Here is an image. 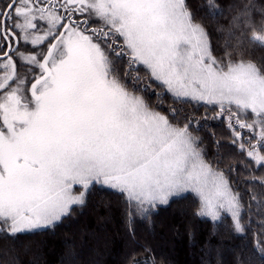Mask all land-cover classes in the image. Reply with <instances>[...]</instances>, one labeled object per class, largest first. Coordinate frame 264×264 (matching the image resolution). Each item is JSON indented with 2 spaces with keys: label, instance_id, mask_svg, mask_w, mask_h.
<instances>
[{
  "label": "snow or ice",
  "instance_id": "obj_1",
  "mask_svg": "<svg viewBox=\"0 0 264 264\" xmlns=\"http://www.w3.org/2000/svg\"><path fill=\"white\" fill-rule=\"evenodd\" d=\"M202 7L213 20L224 13L217 0ZM251 14L244 5L217 27L227 33L220 55L187 0H0V233L52 227L97 184L141 215L191 192L197 216L215 225L226 214L244 234L241 196L206 159L194 117L174 123L178 110L162 114L147 93L154 81L158 100L217 107L212 119H225L233 144L264 166V65L244 58ZM247 42L264 47V27ZM253 251L264 264L259 235Z\"/></svg>",
  "mask_w": 264,
  "mask_h": 264
},
{
  "label": "trees",
  "instance_id": "obj_2",
  "mask_svg": "<svg viewBox=\"0 0 264 264\" xmlns=\"http://www.w3.org/2000/svg\"><path fill=\"white\" fill-rule=\"evenodd\" d=\"M204 3L205 0H187L194 19L209 31L214 48H222L226 39L223 34L217 38V27L223 25L227 29L229 20L244 5L252 6V26L257 30L264 27V0H217L224 13L215 20L207 15ZM229 5L236 7L229 10ZM252 26L243 29L247 50L244 58L264 65V47L247 42ZM217 54L222 55L223 51L218 50ZM163 98L170 106L196 114L195 121L206 127L219 111L217 107L191 102L174 103L167 93ZM147 101L157 109L151 98ZM221 121L225 124V119ZM206 127L205 132L199 126L190 131L199 138L209 160L211 154L215 157V149L206 136ZM261 170L264 172V166L259 167L258 171ZM231 176L233 191L240 194L244 205L242 222L248 225L244 234L233 231L226 214L215 225L210 219L197 216L198 201L193 194L172 197L167 204H158L141 215L134 207L128 209L124 195L118 191L93 192L87 201L73 206L67 216L50 228L18 233L15 237L0 234L6 236L0 242V264H238V260L242 264H261L253 251V242L257 235L264 239V196L261 203L250 206L243 182ZM260 181L264 187V175Z\"/></svg>",
  "mask_w": 264,
  "mask_h": 264
},
{
  "label": "rangeland",
  "instance_id": "obj_3",
  "mask_svg": "<svg viewBox=\"0 0 264 264\" xmlns=\"http://www.w3.org/2000/svg\"><path fill=\"white\" fill-rule=\"evenodd\" d=\"M206 13H207V9H206ZM230 18L227 19V22ZM231 20V19H230ZM229 20V22H230ZM226 35L227 33L224 34V32H217V38L218 35L222 36ZM223 45L222 44V48H214L217 51L221 50L223 51ZM125 62L127 60V57L124 58ZM134 75L136 73H133ZM139 75L144 78L145 77V73L143 70V66H140V72ZM143 83H148L146 79L142 80ZM128 83L130 84L131 82L128 81ZM131 90V89H130ZM159 88L156 87L155 82H151V87L148 88V93H147V100L149 98L152 99V104L154 106L157 107V111H160L162 114L164 115H168L170 118L172 116V112L171 109L172 108H176L179 112V115L176 116V120H174L173 122H179L181 121L182 124L185 123L184 120V116H190L189 114L191 113V117H194L193 122L191 124L190 130L194 131V129H196V127H200L201 130L204 131L205 129V125L202 123H199L197 121H195V116L196 114L192 113L191 111H188L180 106H170L169 104H167L166 101H164V98L162 97V99L158 100L156 95L154 94L155 92H158ZM140 94V93H137ZM213 116H215V114H213ZM222 120V119H221ZM219 119H214L213 122L211 123V125H207L206 129H208V135H206L209 139H211V143L213 145L212 148H214V155L215 157L212 156V154L210 155V159L209 161L214 165L217 164V167L221 170H223L225 172V174L227 175V177H231L234 178L231 175H234L236 177V179L240 180L243 182V186H245V190L248 193V200L250 202V206L256 204L257 202H259L262 197L264 196V187L261 185V176L264 175L263 170L258 171L259 168H257V166L251 162L246 153H241L239 150V144H233V135H232V131L228 128L227 126V122L225 120V124L223 123V121H221ZM0 123H2V121H0ZM217 124H219L220 127H217ZM242 131V136L244 137V140L247 141L249 139L252 140V143H255V138H253L252 133L249 132L247 129L241 130ZM202 132V133H203ZM204 134V133H203ZM247 147V144H246ZM213 150V149H212ZM213 153V151H212ZM229 153V155H228ZM224 156V157H222ZM263 168V166H261ZM230 168V170H228ZM231 178H229V181L231 183ZM82 190L80 188L79 185L74 186V191H76L77 193ZM116 190L108 188L106 186H102V185H97V184H93L90 189L87 191L86 195H85V201H87L88 198H90L92 196V193H100V192H114ZM183 194H192L191 192H186V193H182L180 195ZM179 195V196H180ZM194 196V194H193ZM175 197V196H173ZM253 197H255V199H253ZM172 198V197H170ZM169 198V199H170ZM261 203V201H260ZM75 206V205H73ZM72 206V207H73ZM0 234H4V233H0ZM6 237L5 235H2L0 237V242H2V240H4L3 238ZM4 254V253H3Z\"/></svg>",
  "mask_w": 264,
  "mask_h": 264
},
{
  "label": "flooded vegetation",
  "instance_id": "obj_4",
  "mask_svg": "<svg viewBox=\"0 0 264 264\" xmlns=\"http://www.w3.org/2000/svg\"><path fill=\"white\" fill-rule=\"evenodd\" d=\"M45 26H46V25H45ZM92 26L95 27V26H97V25L94 24V25H92ZM0 46H2V45H0ZM28 47L31 48V45H28ZM46 49H47V44L43 45L42 50L46 52ZM36 51H37V52H40L41 49L38 48V49H36ZM17 63H18V69H17V71H18V72H21L22 69L19 68V62H17ZM35 74H39V69H38V68L35 69ZM28 79H29V83L26 85V87H27V88H30V86H31V82H32V74H29ZM0 94H2V93H0ZM28 95H30V93H28Z\"/></svg>",
  "mask_w": 264,
  "mask_h": 264
}]
</instances>
